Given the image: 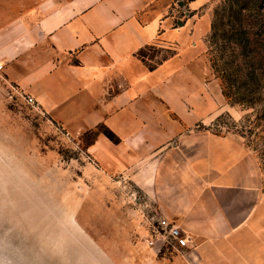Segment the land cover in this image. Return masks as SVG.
Wrapping results in <instances>:
<instances>
[{
  "label": "crops",
  "instance_id": "obj_1",
  "mask_svg": "<svg viewBox=\"0 0 264 264\" xmlns=\"http://www.w3.org/2000/svg\"><path fill=\"white\" fill-rule=\"evenodd\" d=\"M175 1L183 2L0 0L2 76L69 136L101 125L114 132L118 144L96 136L89 165L129 177L184 230L191 264H264V192L253 157L236 136L191 130L205 121V105L191 106L189 82L174 83V74L188 79L184 59L209 28L192 17L171 25ZM156 42L177 53L150 69L138 53Z\"/></svg>",
  "mask_w": 264,
  "mask_h": 264
},
{
  "label": "rangeland",
  "instance_id": "obj_2",
  "mask_svg": "<svg viewBox=\"0 0 264 264\" xmlns=\"http://www.w3.org/2000/svg\"><path fill=\"white\" fill-rule=\"evenodd\" d=\"M188 1L173 3L171 25L187 17L209 25L194 56L184 59L188 79L174 74V83H190L191 106L205 105V121L191 130L236 136L253 157L264 192V0H241L244 17L229 0L192 12ZM176 53L175 44L156 42L146 61ZM11 94L1 71L0 264H191L187 248L157 251L147 242L149 222L163 216L129 177L89 165L91 136H69L38 106Z\"/></svg>",
  "mask_w": 264,
  "mask_h": 264
},
{
  "label": "built area",
  "instance_id": "obj_3",
  "mask_svg": "<svg viewBox=\"0 0 264 264\" xmlns=\"http://www.w3.org/2000/svg\"><path fill=\"white\" fill-rule=\"evenodd\" d=\"M4 65L0 63V72L3 71ZM11 96L15 95L20 97L27 105L34 108L37 107L36 101L30 95L20 91L18 88L11 86ZM150 227L153 230V240L147 238V242L150 245H156L157 251L164 248L176 252H180L189 247V237L175 222L169 218H160L156 222H149Z\"/></svg>",
  "mask_w": 264,
  "mask_h": 264
},
{
  "label": "trees",
  "instance_id": "obj_4",
  "mask_svg": "<svg viewBox=\"0 0 264 264\" xmlns=\"http://www.w3.org/2000/svg\"><path fill=\"white\" fill-rule=\"evenodd\" d=\"M243 1H244V0H243ZM229 2L233 3L234 6H235V5L238 6V13H239L240 15H242V8H239V7H240V4H243L242 1H241V0H229ZM243 9H245V8H243ZM246 9H247V8H246ZM246 9H245V10H246ZM242 16L244 17V15H242ZM213 29H214V25H213ZM150 47H153V45H151V46H147L146 48H143L142 50L139 51L138 55H139V57L142 59V61L145 62V63L148 65V67H149L150 69H155V68L157 67L158 64H160L162 61H164V60L166 59V57L163 58V59H161L160 62L155 63V64H153V65L148 64L147 61H146V57H147V56H146V50H147L148 48H150ZM151 60H152V58H151ZM211 63H212V68L215 70V72H218V65H217V60H216V58H215V59H214V58L211 59ZM222 85H223V88H222V89H223V94H224V96H225L227 99L231 100V95H229V93H228V91H227V87H226L224 81H222ZM234 103H235V104H242V102H239V101H234ZM243 104H244V103H243ZM100 133L104 134L107 138H109V139H110L113 143H115V144H118V143H120V141H121V140L115 135L114 132H112L109 128H107V127L104 126V125H101V126H98V127L94 128V129H91V130L86 131V132L84 133V137H85V138H86V137L88 138L89 136L92 137V141L89 142V145H91V144L94 142L96 136H97L98 134H100Z\"/></svg>",
  "mask_w": 264,
  "mask_h": 264
}]
</instances>
